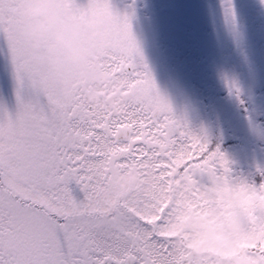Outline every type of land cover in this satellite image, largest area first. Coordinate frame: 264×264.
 Instances as JSON below:
<instances>
[{"label": "snow or ice", "instance_id": "obj_1", "mask_svg": "<svg viewBox=\"0 0 264 264\" xmlns=\"http://www.w3.org/2000/svg\"><path fill=\"white\" fill-rule=\"evenodd\" d=\"M30 2L0 0V53L15 81L14 109L0 103V264H187L181 242L210 208L239 218L247 254L264 264V166L238 171L222 143L177 113L132 30L133 13L112 0H58L51 9L82 25L94 52L86 67L119 84L122 106L98 112L88 103L94 82L65 94L21 35ZM225 12L235 20L230 0ZM53 38L46 32L45 44ZM80 67L67 65L70 75ZM228 89L240 98L238 83ZM130 166L143 181L115 185L113 172ZM196 264L220 260L202 255Z\"/></svg>", "mask_w": 264, "mask_h": 264}, {"label": "rangeland", "instance_id": "obj_2", "mask_svg": "<svg viewBox=\"0 0 264 264\" xmlns=\"http://www.w3.org/2000/svg\"><path fill=\"white\" fill-rule=\"evenodd\" d=\"M209 2L214 7L212 16L214 18L210 21L213 27L208 35L210 31L205 30L203 24L207 23L205 13ZM228 2L229 0H166L165 5L177 7L178 13L174 11L166 17V32L163 29L162 33L154 34L150 44L156 61L167 70V66L171 64L172 70H168L167 76L164 77L165 81H168L167 85L163 78L159 79L160 73L155 76L160 91L168 96L178 114L186 115L190 125L197 132L206 130L212 140L222 143V146L228 143L229 139H233L234 145L233 143L226 145L228 150L235 148L229 157L234 161V165H240L238 171L248 173L254 170L256 165L264 166V32L263 40L257 46L252 40L256 39L258 28L264 30V3L261 0H239L244 9V16L238 19V22L248 26V40L245 44L246 52L237 53L233 57L234 41L227 42L229 46L227 49L223 43L228 33L224 19L227 15L222 13V9ZM126 3L124 6H127ZM230 3L236 6L235 1L230 0ZM140 7L139 9L143 8L146 12H155V7L146 1ZM135 8L137 9V6ZM32 22L34 23V20ZM35 23H40L39 18L37 21L35 19ZM164 34L170 41L161 43ZM176 37L180 39V44L179 39L175 40ZM199 44L208 46L211 50L210 55H206L202 50L205 46ZM179 45L184 46L179 49ZM210 60L214 61L216 72L236 71L247 76L248 88H253L247 90L248 95L252 93L249 100L255 99L253 101L255 107L248 105L252 114L247 115V119L240 117L243 119L241 120L238 117L242 116L240 109H244L245 106L242 103L240 106L236 105L238 98L234 93L226 96H221L218 92L214 96L209 95L206 77L201 70L205 69L206 63ZM240 64L242 66L239 67ZM158 69L163 70V67L160 66ZM259 72L262 74H258ZM12 75L10 63L6 56L0 53V103H5L10 109L15 107V90L10 84ZM253 80L260 81L258 88H254L256 84L251 82ZM171 90L174 93L172 95ZM205 97L211 100L203 106L202 99ZM235 116L237 121L233 120ZM225 120L231 124H226ZM259 131H263L260 132L263 135H259ZM247 132L249 133L246 134ZM257 136H262V139L257 140ZM131 167L134 166L129 168ZM191 231L193 238L189 241L188 248L214 254L219 257L220 264H230L231 258L241 252H247L248 240L242 235L239 221L235 216L221 217L215 209L210 208L193 221Z\"/></svg>", "mask_w": 264, "mask_h": 264}, {"label": "clouds", "instance_id": "obj_3", "mask_svg": "<svg viewBox=\"0 0 264 264\" xmlns=\"http://www.w3.org/2000/svg\"><path fill=\"white\" fill-rule=\"evenodd\" d=\"M58 0H34L22 8V15L30 18L21 28V35L29 46L39 51L43 63L51 70V74L59 76L62 91L68 94L72 87L81 80H90L94 86L88 91V103L96 110L101 111L105 107L119 108L123 104V97L114 95L111 98L104 94V87H119L113 76L101 69H89L86 67L93 56V49L81 40L84 31L82 25L76 22H61L60 15L51 10ZM39 18L40 23L32 21ZM49 30L54 31L51 43L45 44L44 36ZM62 45L66 50L63 57L59 54L58 46ZM79 64L81 67L70 75L67 65ZM102 167H112L108 161L102 163ZM144 177L136 167L127 170H116L112 174L113 183L120 188L137 185ZM239 221V218H237ZM240 224V221H239ZM242 235H246L240 225ZM189 241L181 244V252L185 255L187 264H196V257L210 255L211 253L198 252L196 249L188 248ZM230 264H253V258L247 252H241L238 256L231 258Z\"/></svg>", "mask_w": 264, "mask_h": 264}, {"label": "flooded vegetation", "instance_id": "obj_4", "mask_svg": "<svg viewBox=\"0 0 264 264\" xmlns=\"http://www.w3.org/2000/svg\"><path fill=\"white\" fill-rule=\"evenodd\" d=\"M119 0H112L113 5L115 6V8L119 11H129L132 12L133 15L131 17V23H132V30L137 38V41L140 45V48L144 54V57L149 65V67L152 70V73L155 76H157L159 73V79H164L167 76V71L168 70H172L171 69V64H169L167 66L168 70L165 69L164 65H161L160 62L156 61L155 55H154V51L152 49V46L150 44V40L153 38L154 34L156 33H162V30L164 29L166 32V17H168V15L173 14L174 11H176V13H178L177 7L174 8V6H166L165 5V1L166 0H125L124 2L119 3ZM151 3L154 7H155V12L151 13L150 11L146 12L145 9H139L141 8L140 5H143L144 3ZM181 1V0H180ZM233 6L234 10H235V20L232 19V17L229 14H226L225 12V8L222 9V13L227 15L226 18H224L226 20L225 22V29L228 33V37L225 36V38L223 39V43L226 44V48H229L227 42L230 40H233V51H232V56L235 57L236 54L241 52H246L245 49V44L247 42V29L248 26L242 22H238V19H240L241 17L244 16L243 14V8L241 7V3L236 0ZM128 4H127V3ZM125 3L127 4V6H124ZM233 3V2H231ZM139 5V6H138ZM137 6V9L135 8ZM200 11V9H198ZM196 14V13H195ZM198 15V14H197ZM206 15V21L207 23L203 24L204 25V29L210 31L208 33V35L212 32V27L213 25L210 24V21L212 20V17L214 15V7L213 4H211L209 2V7L207 8V12L205 13ZM38 19V18H37ZM36 19V21H37ZM224 20V21H225ZM35 23V20H34ZM238 26V27H237ZM262 30L261 28H258V30L256 31V39H252L255 43L256 46L259 42H262L263 40V32L264 30H262V32L260 30ZM179 39L178 37L175 38V40ZM251 40V41H252ZM170 40H168L166 38V35L164 34V37L161 39V43H166ZM180 44V39L178 41ZM190 45V43H189ZM203 46H205L202 50L205 51L204 53L207 55L211 53V50L209 49L208 46H206L205 44H202ZM199 44V46H202ZM184 45H179V49H181ZM58 51L59 54L63 57V55L65 54L66 50L63 48L62 45L58 46ZM186 51H189L186 49ZM190 54H193L192 52H190ZM232 57V58H233ZM159 63V64H157ZM206 67L205 69H202L201 72H203V74H205L206 77V83L208 85V92L210 96H214L217 92L219 94H221V96H226L229 95V89H228V82L231 81H235L236 83L239 84L240 88H241V94H240V98L238 99V103H236V105H241L240 100L242 99L244 101L243 105L245 106L244 109H239L242 110V116H238L239 118H245L247 119V115L249 113L248 110V105L250 104L252 107H255V103L253 101H255V99L249 100V97L252 98V93H249V95L247 94V90L248 89H253V88H248V81H247V76L245 74H243L242 72H231V71H227V70H221L219 72H216L215 70V66H214V61L210 60L209 63H206ZM160 66L163 67V70L158 69ZM242 66V64L239 65V67ZM158 73V74H157ZM258 74H262V72H259ZM162 75V76H161ZM168 81H165V84ZM253 82L255 85L254 88H258L260 85V81H251ZM10 84L12 86V88L15 90V81H14V77L12 75L11 77V81ZM174 84V83H173ZM172 84V85H173ZM161 85V83H160ZM167 85V84H166ZM11 88V89H12ZM7 90H9V92H12V90L6 88ZM160 89V87H159ZM119 92V87H113L111 94L108 95L109 98H111L114 95H118ZM172 92V90H171ZM170 95L174 94L173 92ZM175 92V91H174ZM176 93V92H175ZM105 94V93H104ZM211 98H203L202 101H204L202 104L203 106L206 105V103L208 104V102H210ZM251 102L253 104H251ZM215 103V102H214ZM223 105H227V104H223ZM213 106V105H212ZM237 116L233 117V120L237 121ZM240 118V119H241ZM241 119V120H243ZM226 124H231L228 123L227 120H225ZM224 123V126H225ZM214 128V127H213ZM263 132V131H259ZM261 135H263L262 133H260ZM258 139H262V136H257V140ZM258 146V145H257ZM259 147V146H258ZM116 170H119L118 168Z\"/></svg>", "mask_w": 264, "mask_h": 264}, {"label": "trees", "instance_id": "obj_5", "mask_svg": "<svg viewBox=\"0 0 264 264\" xmlns=\"http://www.w3.org/2000/svg\"><path fill=\"white\" fill-rule=\"evenodd\" d=\"M218 96H220L219 94H217ZM249 110V109H248ZM249 114H252V111L251 110H249V113H248V115ZM254 117H256V116H254ZM249 132H247L246 134H248ZM258 134L259 135H261L259 132H258ZM228 143H225L224 144V146H222L223 147V149L228 153V155L230 154V153H233L234 152V150H235V148H233V149H230V150H228V148H227V144H230V143H233L232 145H234V143H235V141H233V139H229V141H227ZM230 156V155H229ZM234 166V168H236V169H238L239 167H240V165H233ZM236 166V167H235Z\"/></svg>", "mask_w": 264, "mask_h": 264}]
</instances>
